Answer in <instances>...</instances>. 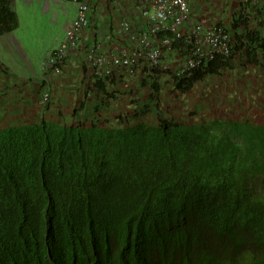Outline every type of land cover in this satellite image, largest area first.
I'll return each instance as SVG.
<instances>
[{
	"label": "trees",
	"instance_id": "obj_1",
	"mask_svg": "<svg viewBox=\"0 0 264 264\" xmlns=\"http://www.w3.org/2000/svg\"><path fill=\"white\" fill-rule=\"evenodd\" d=\"M227 20L231 56L173 75L176 90L218 75L234 50L264 64V0ZM16 28L0 0V34ZM160 74L140 82L156 94ZM127 118L0 130V264H264V124Z\"/></svg>",
	"mask_w": 264,
	"mask_h": 264
},
{
	"label": "crops",
	"instance_id": "obj_2",
	"mask_svg": "<svg viewBox=\"0 0 264 264\" xmlns=\"http://www.w3.org/2000/svg\"><path fill=\"white\" fill-rule=\"evenodd\" d=\"M41 1L44 10H49V0ZM54 3L59 6L66 17L64 33L63 37L46 51L40 71H31L30 73L26 67L17 62L14 53L17 52L19 43L15 39H9V33L0 34V130L13 126L37 124L40 121L75 125L80 122L88 123L95 119L102 120L108 125L114 122L117 124L116 126L120 125L118 117L122 119L128 112H134L135 103L130 104L129 102H132L131 97L145 86L140 80L147 76L143 75L142 69H139L136 77L140 80L135 79L136 81L132 82L130 79V82L129 79L123 78L109 81L104 86L102 85V90H99L90 77L84 56L86 47L95 40L101 39L104 49L126 43L118 40L113 29L118 19L132 18L133 3L124 5L120 2L113 3L111 0H90V27L81 32L80 47L78 51L70 54L60 75H53L49 70L43 68V62L47 53L63 40L65 30L75 16L73 4H61L59 0H54ZM189 5V24L193 23V20H196L199 17L197 15L201 12L208 17L216 14L211 0H190ZM199 9L203 11H199ZM219 17L220 15H215L210 20L217 19L216 21H218ZM109 30L112 31L110 40L106 39L105 34ZM178 56L179 54L175 50L165 51L162 56L164 65H167L169 60L178 61L180 59ZM44 90L50 92V100L45 106L40 104V96ZM149 91L151 92L150 89ZM102 102L107 105L101 110L102 113L98 114L95 109H100ZM80 104H83L81 110H79Z\"/></svg>",
	"mask_w": 264,
	"mask_h": 264
},
{
	"label": "rangeland",
	"instance_id": "obj_3",
	"mask_svg": "<svg viewBox=\"0 0 264 264\" xmlns=\"http://www.w3.org/2000/svg\"><path fill=\"white\" fill-rule=\"evenodd\" d=\"M9 2L17 17V28L8 35L9 39H15L19 43L14 58L26 67L28 72H38L46 51L63 37L66 17L54 0H49V10H44L41 0H9ZM211 2L216 14L209 18L220 15L218 19L223 20L224 26H227L229 14L238 8L240 0H211ZM199 11L203 10L199 9ZM198 16L200 18L207 15L201 12ZM240 54V50H234L228 66L218 75L206 76L183 92L174 88L172 78L167 72L161 73L157 79L159 91L156 94L152 92L148 81L143 82L145 86L136 92L131 97L132 102H129L135 103L133 109L136 110L138 117L133 119V113L128 112L125 118L128 116L129 119H125V124L157 125L159 119L184 124L212 120L264 124V64L261 55L255 53L253 59L251 56ZM178 64L179 60L167 62V66L171 67L170 70ZM135 79L139 78L131 79L132 82H135ZM111 125L117 124L114 122ZM257 184L258 191L264 192V181L258 178Z\"/></svg>",
	"mask_w": 264,
	"mask_h": 264
},
{
	"label": "built area",
	"instance_id": "obj_4",
	"mask_svg": "<svg viewBox=\"0 0 264 264\" xmlns=\"http://www.w3.org/2000/svg\"><path fill=\"white\" fill-rule=\"evenodd\" d=\"M190 0H111L113 3H133L132 18H120L114 27V34L120 42L104 49L101 39L93 41L86 48L84 60L93 82H109L133 79L139 69L150 76L154 70L179 78H190L196 70H202L216 57L228 59L232 53L231 31L223 25L208 24L200 18L189 24ZM260 0H240L244 7L257 6ZM61 4L74 5L75 16L65 30V36L58 46L50 50L43 62V68L53 75H60L71 53L79 49L81 32L90 27V0H59ZM111 30L106 31L110 40ZM183 39L189 47L182 50V58L174 69L164 65L163 53L174 51L175 40ZM185 44V45H186ZM155 74V73H153ZM151 80V79H150ZM50 92L44 90L40 104L45 106Z\"/></svg>",
	"mask_w": 264,
	"mask_h": 264
}]
</instances>
